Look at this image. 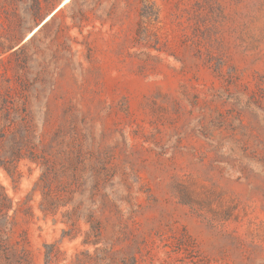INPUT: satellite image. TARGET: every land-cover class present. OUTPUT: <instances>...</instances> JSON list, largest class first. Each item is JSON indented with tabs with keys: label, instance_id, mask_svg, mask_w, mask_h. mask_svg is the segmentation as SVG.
<instances>
[{
	"label": "rangeland",
	"instance_id": "1",
	"mask_svg": "<svg viewBox=\"0 0 264 264\" xmlns=\"http://www.w3.org/2000/svg\"><path fill=\"white\" fill-rule=\"evenodd\" d=\"M0 264H264V0H0Z\"/></svg>",
	"mask_w": 264,
	"mask_h": 264
},
{
	"label": "bare ground",
	"instance_id": "2",
	"mask_svg": "<svg viewBox=\"0 0 264 264\" xmlns=\"http://www.w3.org/2000/svg\"><path fill=\"white\" fill-rule=\"evenodd\" d=\"M36 29H37V28H36ZM36 29H35V30H36Z\"/></svg>",
	"mask_w": 264,
	"mask_h": 264
}]
</instances>
